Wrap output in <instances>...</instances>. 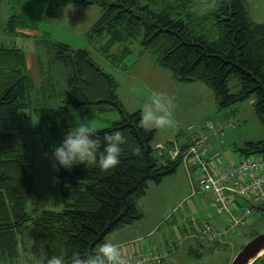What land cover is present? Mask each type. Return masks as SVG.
Listing matches in <instances>:
<instances>
[{
    "label": "trees",
    "instance_id": "obj_1",
    "mask_svg": "<svg viewBox=\"0 0 264 264\" xmlns=\"http://www.w3.org/2000/svg\"><path fill=\"white\" fill-rule=\"evenodd\" d=\"M202 1L180 0L177 5L161 7L158 0H47L42 15L56 16L64 4L97 5L100 14L85 36L98 41L99 49L113 63L122 65L130 52L128 45L137 40L154 64L169 70L177 83L201 82L210 88L217 108L252 100L264 125V23L252 19L247 0H217L206 12H193L192 7ZM19 21L21 14L9 15L4 30L15 31ZM41 42L66 71L61 104H49L54 83L49 78L42 80L38 55L36 85L25 52L0 46V121L13 120L20 111L31 109L47 119L50 128H57L72 107L85 113L116 110L118 119L100 130L119 131L127 137L114 169L60 168L61 207L40 209L28 208L35 193L34 165L18 133L0 132V251L13 254L17 231L32 222L36 230L33 252L39 257L62 256L66 264H72L74 254L95 252L110 232L140 220L143 213L137 203L149 183L159 184L174 174L181 160L153 147L155 129L143 131L142 110L130 112L124 107L117 95V81L91 59L86 48H72L49 38ZM115 44L122 48L110 53ZM232 78L238 80L236 92L230 87ZM174 141L163 144L170 146ZM240 153L264 154V136L246 141ZM253 206L255 212L264 213V203ZM251 264H264V254Z\"/></svg>",
    "mask_w": 264,
    "mask_h": 264
},
{
    "label": "rangeland",
    "instance_id": "obj_2",
    "mask_svg": "<svg viewBox=\"0 0 264 264\" xmlns=\"http://www.w3.org/2000/svg\"><path fill=\"white\" fill-rule=\"evenodd\" d=\"M162 7L169 4L177 5L180 0H158ZM217 0H203L192 7V11L201 14L210 9ZM47 0H1L0 1V46L20 48L26 54L36 53L41 60L43 68L42 80L48 78L54 83V92L49 98L50 105L61 104L66 91V71L57 61L52 60V52L41 42L42 39H51L67 43L72 48H86L91 59L105 72L110 73L119 83L117 94L123 101L128 111L143 109L149 101L152 93L147 90L146 85L139 79L132 82L129 71H125L121 65L118 67L105 56L99 49L98 41H89L85 36L89 25L79 24L76 13L70 14L62 8L56 16H43ZM249 13L253 19H264V0H247ZM21 14L22 21L15 31L7 33L4 30L9 15ZM93 22L96 17H92ZM90 24V23H89ZM101 43V42H100ZM141 45L134 40L130 44L132 55L123 58L126 67L132 62ZM121 48L120 44L111 47L110 53H116ZM185 84L186 83H181ZM182 93L177 96V104L191 94L189 87L185 86ZM232 92L239 89L238 80L232 78L230 82ZM207 89L210 90L206 86ZM49 90V89H48ZM50 92V91H48ZM176 104L171 105V113L177 112ZM88 117L100 128L109 126L119 115L116 110L105 112L85 113L79 107H72L68 112L67 120L59 121L57 128H50L47 119H41L31 109H24L19 112L13 120L0 121V132L16 131L20 142L24 145L29 159L34 165V188L35 193L28 203V208L38 207L58 209L61 207L58 200L60 167L55 165L51 156V145H58L66 133L70 124L77 118ZM172 119L174 120L173 116ZM211 121L214 128L207 130L208 137L206 144L220 152L224 162L227 157L237 161L241 157L240 148L246 141H254L264 136V125L256 116L252 100L245 99L238 101L228 107L217 108L216 103L212 110L199 112L196 116L186 117L178 124V128L185 129L188 124L194 125V129L201 128L203 122ZM176 126L165 129H155V136L152 143L164 142L172 138L176 132ZM47 153V155H46ZM183 166H178L182 171ZM177 177V176H174ZM169 176L163 180L164 186L157 190L155 197L165 196L164 213L165 221L160 217L155 221L156 227L147 237L149 247L160 251L164 248L177 247L173 259H178L177 264H230L237 252L255 235L264 231V213L255 212L235 228L234 231L213 239L205 240L202 237V228L206 218V211L210 215H216L217 211L209 205L208 192L198 191L190 194L192 189L185 178H179L181 184V197L186 196V201L178 209H172L177 203V196L180 194L173 188L174 178ZM188 177V176H187ZM197 174L193 173L194 181ZM189 179V178H188ZM190 181V180H189ZM168 214V215H167ZM172 214V215H171ZM219 214V213H218ZM211 224V222H210ZM36 230L32 222H28L16 233V247L13 254L0 251V264H39L40 257L32 250V244ZM193 247L194 251L189 252ZM167 257V256H166Z\"/></svg>",
    "mask_w": 264,
    "mask_h": 264
},
{
    "label": "crops",
    "instance_id": "obj_3",
    "mask_svg": "<svg viewBox=\"0 0 264 264\" xmlns=\"http://www.w3.org/2000/svg\"><path fill=\"white\" fill-rule=\"evenodd\" d=\"M62 8H65L64 10L70 14L76 13L78 15V17L76 18L79 21L78 23L82 25L83 24L89 25V26H86L88 28L97 19V17L100 14V7L97 5H90V6L82 7V6H74L71 4H64L58 8V12L61 11ZM92 17H96L93 22H91L93 19ZM253 20L256 22L264 23V19H259V20L253 19ZM130 44L128 45L130 52L127 54V56L132 55V49L130 48ZM121 48H122V45H121ZM36 56H37L36 53L26 54L27 66L30 72L32 73L34 81L37 85L39 83V78H38L39 71L37 68V62H36L37 57ZM131 59H132V62L129 65V67H126L125 65L127 64H124L123 61H122L121 67L125 71L130 72V75L132 76V82L135 79H139L146 85L147 90L150 91V93L166 94L170 98L171 105H174V104L178 105L177 96L180 93H182L185 88H187L185 86H191L188 89L191 94L186 95L187 98L182 100L177 106V109H176L177 112L175 114H172L174 118V122H175L174 125L176 126V130H177L175 132V135L172 138H169L164 142L152 143L153 147L158 148L163 143L174 141V140L177 141L178 144H180L181 146H186L191 142V140L194 137L200 134H205L207 130L214 128V126L213 128L208 127L205 124V121L201 125V128L197 130L194 129V125L192 124H188L185 129L178 128V124L184 121L186 117L196 116L199 112L206 111V110H212V107L214 106V102H215L214 95L211 90L206 88V85H204L201 82L186 83L187 85L177 83L176 81H174L172 77V73L169 70L162 69L156 66L154 62L152 61L151 55L148 52L144 51L141 46L138 48L137 53L131 57ZM113 64L116 65L115 63ZM116 66L119 67L120 65H116ZM117 84H118L117 86V89H118L119 83L117 82ZM118 98L121 100L119 96ZM121 102L123 104L122 100ZM138 109L139 108L135 110H138ZM205 145H206V149L208 152L218 151V150H214L211 145L210 146H207V144ZM255 155L257 157H264V154H255ZM227 159L228 161H235L231 159V157L229 156L227 157ZM170 176L172 177L177 176V177H174L176 179H174L173 188L176 189V191L178 192L180 190V194H178L177 203L175 204V206H173L172 209L178 210L182 206L183 202L186 201V196H183V197L180 196L181 195V184H180L179 178L181 179L184 177L186 180V183L187 181L190 183V181L187 177V174L184 168L182 171H178V168H177L175 173ZM168 177L164 179L167 180ZM163 182L164 181L160 182L159 184L149 183L146 193L138 200V203H137L138 208L143 213V217L140 220L134 221L130 224H127L118 229H115L114 231L110 232L105 237V242H109V243H113L117 245L120 248L121 253L124 257H127L131 255L132 253L134 254H138L141 252L146 253L151 250H155L153 249V247H149L150 243L147 242V237L150 236V233L156 227L158 222L156 223L155 221L158 219L159 216H161L159 218L160 221H165V216H164V213L166 211V208L164 205L165 196L159 195V198L155 197V193L159 194L157 190L161 189V186L162 187L164 186L165 183ZM207 198H208L209 205L212 206V204L210 203L211 201L210 193L207 194ZM206 214H207L206 215L207 222L209 223L211 222V224L216 227L222 226L226 224V222L228 221L224 213L218 214L217 212L216 215L213 216V215H210L208 211H206ZM205 240L208 241V239H205ZM164 249L167 251V253L163 255L161 262L157 264H177L178 259L171 258L174 255V252L177 250V247H174L173 245L171 247H167ZM193 251H194V248L190 247L189 252H193Z\"/></svg>",
    "mask_w": 264,
    "mask_h": 264
},
{
    "label": "built area",
    "instance_id": "obj_4",
    "mask_svg": "<svg viewBox=\"0 0 264 264\" xmlns=\"http://www.w3.org/2000/svg\"><path fill=\"white\" fill-rule=\"evenodd\" d=\"M213 128L210 121L205 123ZM206 134L194 137L182 148L177 142L170 146H159L171 159L179 158L190 180L191 195L198 192L211 194L210 203L218 213L227 217L226 224L214 227L205 222L201 230L202 237L213 239L225 235L237 228L243 220L255 213L253 205L264 203V157L256 155L242 156L237 161L224 162L220 152H208ZM193 173L197 174L196 181ZM167 251L151 250L125 257L129 264H157Z\"/></svg>",
    "mask_w": 264,
    "mask_h": 264
},
{
    "label": "clouds",
    "instance_id": "obj_5",
    "mask_svg": "<svg viewBox=\"0 0 264 264\" xmlns=\"http://www.w3.org/2000/svg\"><path fill=\"white\" fill-rule=\"evenodd\" d=\"M144 132L153 128L174 126L170 98L164 93H153L140 114ZM127 137L121 132H101L100 125L88 117L77 118L70 124L58 145H51V156L60 168L70 170L77 165L114 169L120 163ZM47 155V153H46ZM39 264H66L64 257L44 254ZM72 264H129L120 248L109 242L102 243L95 252L83 256L74 254Z\"/></svg>",
    "mask_w": 264,
    "mask_h": 264
},
{
    "label": "water",
    "instance_id": "obj_6",
    "mask_svg": "<svg viewBox=\"0 0 264 264\" xmlns=\"http://www.w3.org/2000/svg\"><path fill=\"white\" fill-rule=\"evenodd\" d=\"M264 254V231L255 235L237 252L230 264H251Z\"/></svg>",
    "mask_w": 264,
    "mask_h": 264
}]
</instances>
